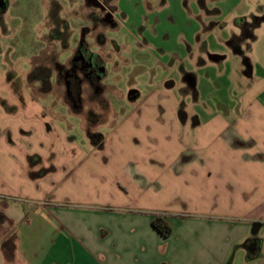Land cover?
<instances>
[{
	"label": "rangeland",
	"instance_id": "374dc122",
	"mask_svg": "<svg viewBox=\"0 0 264 264\" xmlns=\"http://www.w3.org/2000/svg\"><path fill=\"white\" fill-rule=\"evenodd\" d=\"M4 1L7 12L0 15V35L4 38L0 130L10 118L22 114L17 113L21 101L16 103L15 88L29 103L32 94H46L38 98L45 112L39 118L47 126L57 125L65 136L57 130L48 133L52 141L63 137L64 142L60 148L47 147L38 163L45 169L41 173L52 174L60 159L100 157L97 153L104 151L103 160L109 165L94 162L91 173L110 181L111 204H120L123 199L112 185V179L120 176L127 181L126 203L180 216L186 208L197 206L201 190L209 191L215 184L221 191L228 189V183L233 186V166L212 165L203 182L198 175L202 165L197 155L201 154L188 152L199 138L194 123L203 127L214 115L260 112L264 106V0H121L115 4L116 11L112 0H107L105 9L86 0ZM54 1L61 5L60 18L65 23L60 33L66 48L62 42L48 45L46 41ZM108 14L115 24L105 21ZM35 58L39 59L33 69L40 66V75L47 78L41 88L28 79ZM88 61L92 66L86 65ZM145 100L148 108H139ZM140 109L159 111L158 122L166 124L159 127L173 130L172 143L180 142L184 147L181 163H174L179 151L176 147L168 149L170 158L165 161L164 130L154 131L160 157L154 163L142 158L148 153L145 146H135V139L144 141L142 125L140 129L131 125L124 131L116 130ZM228 121L232 122L231 118ZM92 146L99 152L91 154ZM228 154L221 151L216 155L225 159ZM218 168L221 179L214 172Z\"/></svg>",
	"mask_w": 264,
	"mask_h": 264
},
{
	"label": "crops",
	"instance_id": "0c3cea01",
	"mask_svg": "<svg viewBox=\"0 0 264 264\" xmlns=\"http://www.w3.org/2000/svg\"><path fill=\"white\" fill-rule=\"evenodd\" d=\"M112 1L115 8L121 0ZM6 12L7 9L3 13ZM2 40L0 35V53ZM34 82L35 87L41 88L42 81ZM8 83L12 88L14 81ZM12 92L16 103L21 101L17 113L22 114L10 118L0 130V212L7 218L0 222V264H264V106L260 112L214 115L203 127L194 123L199 128V138L197 146L188 153L201 154L197 155L202 165L199 178L207 181L214 164L233 166L234 184L231 187L228 183L225 191L216 184L209 191L201 190L197 206L186 208L180 216L153 212L136 202L126 203L127 181L120 176L112 179V185L118 198L123 199L120 204H111L110 181L91 173L94 162L109 165L108 160H103L104 151L97 153L100 157L93 156L99 152L94 146L92 155L83 154L86 156L72 161L60 159L52 174L41 173L45 169H40L38 163L47 147L60 148L65 136L57 125L47 126L39 118L45 112L38 98L46 94L31 93L29 103L15 88ZM262 96L264 102V90ZM147 101L139 108H148ZM158 112L140 109L116 130L143 126L144 141L135 139V146L146 147L148 153L142 158L148 162L160 159L153 136L159 128L164 130L165 161L170 158L168 149L176 147L179 151L174 163H181L186 154L184 147L180 142L172 143L173 130L162 128L166 124L158 122ZM165 115L166 112L164 118ZM146 117L150 120L146 121ZM56 130L63 136L58 142L48 135ZM221 151H228V158L216 155ZM214 172L218 179L223 177L219 168ZM92 177L97 180L90 183ZM159 214L165 215L172 227L169 237L162 236L153 226V218Z\"/></svg>",
	"mask_w": 264,
	"mask_h": 264
},
{
	"label": "trees",
	"instance_id": "16d2710c",
	"mask_svg": "<svg viewBox=\"0 0 264 264\" xmlns=\"http://www.w3.org/2000/svg\"><path fill=\"white\" fill-rule=\"evenodd\" d=\"M0 3L2 4L0 5V15H1L6 9V4L4 0H0ZM60 11H61V7L58 4L53 3L50 14L47 19V22L52 23V27H50L48 35H47V41L48 42H62L63 47L66 48L67 42L65 40V37L60 33V27L62 25V22L65 23L60 18ZM248 35H249L248 32H245V36L248 37ZM39 72H41V67L37 66L29 74L28 79L30 81L40 80L42 82H45L47 78L41 76ZM4 220H7V218L0 212V222ZM153 226L164 237H169L172 234V227L167 222L165 215L159 214V215L154 216Z\"/></svg>",
	"mask_w": 264,
	"mask_h": 264
},
{
	"label": "water",
	"instance_id": "95a60500",
	"mask_svg": "<svg viewBox=\"0 0 264 264\" xmlns=\"http://www.w3.org/2000/svg\"><path fill=\"white\" fill-rule=\"evenodd\" d=\"M87 2L93 7H96L99 9H105V6L101 3L100 0H87ZM111 16L112 15L110 14V17ZM257 228H259V225L258 224L254 225V229L257 230Z\"/></svg>",
	"mask_w": 264,
	"mask_h": 264
},
{
	"label": "flooded vegetation",
	"instance_id": "af4514ba",
	"mask_svg": "<svg viewBox=\"0 0 264 264\" xmlns=\"http://www.w3.org/2000/svg\"><path fill=\"white\" fill-rule=\"evenodd\" d=\"M101 1V3L105 6V8H107L108 6H107V0H100ZM0 5H2L1 3H0ZM105 21H107V23H113V20H112V18L110 17V14H108L107 16H106V19H105ZM77 61V60H76ZM87 66H92V63L90 62V61H88V63L86 64ZM191 80V79H190Z\"/></svg>",
	"mask_w": 264,
	"mask_h": 264
}]
</instances>
